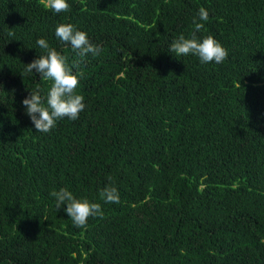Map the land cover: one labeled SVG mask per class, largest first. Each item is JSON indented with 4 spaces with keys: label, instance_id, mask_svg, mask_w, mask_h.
Returning <instances> with one entry per match:
<instances>
[{
    "label": "trees",
    "instance_id": "1",
    "mask_svg": "<svg viewBox=\"0 0 264 264\" xmlns=\"http://www.w3.org/2000/svg\"><path fill=\"white\" fill-rule=\"evenodd\" d=\"M69 4L0 0V264H264V0ZM59 23L98 54L61 44ZM181 34L212 35L228 56L177 58ZM40 37L83 73L86 105L48 133L21 103L52 83L24 71ZM65 186L104 215L74 226L50 196Z\"/></svg>",
    "mask_w": 264,
    "mask_h": 264
},
{
    "label": "clouds",
    "instance_id": "2",
    "mask_svg": "<svg viewBox=\"0 0 264 264\" xmlns=\"http://www.w3.org/2000/svg\"><path fill=\"white\" fill-rule=\"evenodd\" d=\"M43 2L45 8L50 9L53 14L67 12L70 8L69 0H43ZM197 17L199 22L194 21V23L195 30L199 32L204 28L203 22L210 19L209 11L201 6L197 11ZM55 37L61 44L70 46L80 57H85L88 53L97 55L99 52V46L91 42L88 33L72 23L57 24ZM35 43L44 52L31 62L24 63V71L28 74H39L40 78L50 80L52 83L46 95H42L40 89L30 90L21 103L35 131L48 133L59 120L67 118L75 121L85 110L83 96L75 91L83 73L73 71L67 58L50 47L45 38L40 37ZM169 52L174 53L177 58L194 55L204 64H220L228 56L227 49L212 35L198 38L196 35L185 37L181 34L170 42ZM50 196L55 199L57 210L63 207V211L76 227L85 226L89 217L104 215L100 203L84 197H76L66 186L50 192ZM100 196L105 203L120 202L115 186H105Z\"/></svg>",
    "mask_w": 264,
    "mask_h": 264
}]
</instances>
